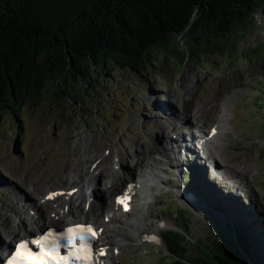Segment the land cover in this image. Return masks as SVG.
Returning <instances> with one entry per match:
<instances>
[{"label": "rangeland", "instance_id": "374dc122", "mask_svg": "<svg viewBox=\"0 0 264 264\" xmlns=\"http://www.w3.org/2000/svg\"><path fill=\"white\" fill-rule=\"evenodd\" d=\"M238 36L231 49L230 62H222L221 56L217 54L208 55L206 60L188 55L186 40L183 38L170 56L162 54L153 62L152 74L146 75L147 79L141 86L134 84L133 80H117L105 74L101 84L93 81L88 85V92L93 95H88V103L84 101L81 107L68 100L67 92H71L73 86L69 83L66 85L63 76H57L51 78L40 106L26 105L16 118H1L0 259L4 255L2 246L10 243L11 236L8 234L17 231L14 237H19L23 233H32L24 230L28 227L26 224L31 225L33 232H36L39 212L46 210L52 213L57 206L56 200H53L38 212L39 209L31 203L40 202L39 199L47 196V187L48 191L52 186L55 189L53 191L57 192L59 188L66 190L71 185H77L82 181L81 175L84 173L89 176L100 173L97 181L100 189L95 195V185L92 187L90 179L84 176L87 195L95 196L96 199L89 200L88 197L81 201V198L75 199L73 196L76 204L73 205L75 211L70 214L71 217L82 216L75 214L80 202L87 208L91 202H95L96 211L105 222L106 215L102 213L106 212H99L101 191L114 184L110 199L112 204L117 192L131 180L138 184L134 185L135 188L139 186L141 195L146 197L145 200H137L138 204L132 212H120V217L114 214L116 219H112L113 222L107 223V227L102 225L105 230L109 229L107 233H111L107 239L114 241L111 250L115 252L112 254L123 252L117 254V264H174L175 256L170 253L164 239L169 229L179 230L186 235L188 251L182 253V261L184 264H196L192 260L201 252L200 248H205L203 240L207 241V235L215 241L224 235L222 231L221 234L215 232L209 221L211 217L198 209L200 204L210 207L207 197L223 205V212H217L221 220L229 218L251 230H255L256 226L257 229L264 228V62H261L264 59V8L255 14L247 30L238 32ZM57 86L65 89L62 93L64 98L55 95ZM227 97L233 100L229 112L231 122L227 124L229 130L226 135H220L216 153L228 164L244 170L245 174H242L246 177L245 183L239 190L215 176L207 160L199 159L203 157L197 143L192 145L196 151L189 145L194 153H184V138H192V141L199 139L201 131L203 135H208L211 126L220 117L218 124L222 123L225 112L223 104ZM172 100L181 115L189 106L193 110L200 108L198 119L192 121L198 123V127L193 128L194 134L189 131L180 132L183 126L186 127L184 119L171 124L165 118L164 113L170 112ZM218 101L220 107L216 106ZM148 144L168 148L171 165L162 161V156L155 150L146 153L143 145ZM142 157V165L137 166L138 161L141 164ZM155 158H160L155 165L169 168L164 175V182L150 170ZM176 160L179 163L175 164ZM217 161L223 166L220 157ZM194 163L200 166H192ZM198 171L201 177L196 178ZM192 175L197 181L194 189L187 184V179H191ZM204 175L209 181L203 178ZM105 183L107 188H103ZM37 184L45 192L40 196L28 192L27 196L28 189ZM191 194L193 196L190 197ZM62 196L66 197V192ZM237 196L247 203L246 207L238 204ZM172 201L190 211H180L179 221L176 222L186 228L192 219L189 232L172 223V215L167 212ZM9 203L17 206L11 209ZM23 203L29 204V209L19 213L25 216L20 219L14 211L16 208L21 210ZM175 209L178 214V209ZM33 213L35 215L32 216ZM53 214L50 217L54 222H59L56 219L58 216ZM70 215L65 218L69 219ZM86 215L92 216L91 213ZM252 222L255 225H251ZM212 231L214 234L211 235ZM152 232L162 236L161 239L157 235L152 237L157 243H151V240L146 242ZM201 240L197 250L195 245Z\"/></svg>", "mask_w": 264, "mask_h": 264}, {"label": "trees", "instance_id": "16d2710c", "mask_svg": "<svg viewBox=\"0 0 264 264\" xmlns=\"http://www.w3.org/2000/svg\"><path fill=\"white\" fill-rule=\"evenodd\" d=\"M29 2L0 0V119L16 118L26 105L40 106L51 78L57 76L73 86L67 92L68 100L81 107L84 101L88 103V95H93L88 85L93 81L101 84L105 74L141 86L146 75L152 74L153 62L162 54L170 56L183 38L188 55L206 60L208 55L217 54L222 62H230L238 32L247 30L255 14L264 8V0H101L78 17L57 25L33 20ZM64 92L55 87L57 97L64 98ZM196 173V178L201 177L199 171ZM194 175L187 179L192 189L197 183ZM203 178L207 179L206 175ZM235 198L242 207L247 206L239 196ZM207 199L212 209L223 212L219 201ZM180 211L190 213L175 201L167 210L172 223L189 232L192 219L186 228L176 224ZM209 221L215 232H223V238L215 241L207 235L205 248H200L193 262L264 264L263 227L251 230L229 218L212 217ZM164 239L176 264H183L182 253L188 251L186 235L169 229ZM200 242L195 245L197 250Z\"/></svg>", "mask_w": 264, "mask_h": 264}, {"label": "bare ground", "instance_id": "6f19581e", "mask_svg": "<svg viewBox=\"0 0 264 264\" xmlns=\"http://www.w3.org/2000/svg\"><path fill=\"white\" fill-rule=\"evenodd\" d=\"M186 94H188V91H187V93ZM185 97H186V95H185ZM187 99V98H186ZM218 98H216L215 99V101L217 100ZM173 101V100H172ZM178 101V100H177ZM233 100H232V98L231 97H227V99H226V102L223 104V111L225 110V112H224V116H223V120H222V123L221 124H218L217 125V129H218V132L213 136V138H209V137H207V142H208V144H209V147H207V146H205V144H201L200 143V141H201V135L200 136H198L199 137V139L198 138H195V139H193V141H192V138H188L187 140H186V138H184V140H185V142H184V145H185V148H184V153L185 154H187V153H194V150L196 151V148L195 147H193L194 146V144H196L197 143V146L201 149V155H202V157L203 158H199L200 160H207V162H208V167H209V169H210V171L215 175V176H217V177H219V179H221V180H223L224 182H226V183H228L230 186H232L233 188H235L236 190H239L240 188H242L243 187V184L245 183V176H243V174L242 173H244L245 174V172H244V170L242 171V168H240V169H237V168H235V166H233V165H231V164H228L221 156H219V154H217L216 153V148H217V146H218V142H219V138H220V135L222 134L223 136L224 135H226V133L228 132V126H227V124L229 123V122H231V118L229 117V112L232 110V104H231V102H232ZM174 102V101H173ZM171 102V109H170V112L169 111H166L165 113H164V116H165V118L166 119H168V122L169 123H171V124H174V121H181V118L182 119H184L185 121L183 122L184 123V125H186V127L185 126H183V128L180 130V132H182V133H184V132H186V131H189L191 134H194V130H193V128L196 126V127H198L197 126V124L198 123H192V121L193 120H196V119H198V117H199V109L200 108H198L197 107V109L196 110H193V108L191 107L190 108V106H189V108H186V110L182 113V115H181V113L179 114L178 113V111H177V108H176V103L174 102ZM182 103V102H181ZM216 106L217 107H220V103H219V101L216 103ZM218 109V108H217ZM168 110V109H167ZM183 110H184V107H183ZM201 111V110H200ZM161 112V111H160ZM232 113V112H231ZM201 114V113H200ZM212 118V117H211ZM211 118H210V120H211ZM187 119V120H186ZM189 119V120H188ZM190 121H191V123H190ZM212 121V120H211ZM184 127H185V129H184ZM200 129V128H199ZM201 130V129H200ZM193 132V133H192ZM194 137V136H193ZM183 139V138H182ZM198 139V140H197ZM224 139V138H223ZM166 143H167V140H166ZM168 144V143H167ZM221 144V143H220ZM169 145V144H168ZM167 145V146H168ZM189 145H193L192 147H193V149H192V147L190 146V148H189ZM144 147H143V150L146 152V153H151L153 150H155V152L156 153H158L159 155H161L162 156V161H167L168 163H169V165H171V162H170V156H169V153H168V148H166L165 146H160V145H158V144H156V145H143ZM171 147V146H170ZM178 146L175 144V148H177ZM173 145H172V151H173ZM191 151V152H190ZM144 152V153H145ZM140 154V153H139ZM148 155V154H147ZM218 155V156H217ZM156 156H158V155H156ZM174 156V155H173ZM175 157V156H174ZM220 157V162L223 164V166H220L219 164H218V158ZM160 159V158H159ZM159 159L158 158H155L154 159V162H153V168L151 169V167H152V165H151V167H150V170H151V172H152V174L154 175V176H156L158 179H161V181H166V176H164V175H166L167 174V172H168V170H169V168H167V167H159V166H157V165H155L157 162H159ZM175 159V158H174ZM138 160H140V159H138ZM143 161H144V158L142 157V159H141V164H140V161H138L137 162V166H139V165H142V163H143ZM177 163H179V161L178 160H176L175 161V164H177ZM90 169H92V168H90ZM92 170H95V168H93ZM94 172V171H93ZM95 173V172H94ZM132 173V172H131ZM130 173V174H131ZM80 174V173H79ZM212 174V175H213ZM82 177L81 178H83V179H81L82 181L81 182H79V183H77V185H71V187H66L67 189H66V197L65 196H62V194H60V191H62V189L64 190V188H59L58 190H57V192H54L53 190H55V189H52V186H51V189L48 191V187H47V190H45V191H47L46 192V194L48 195V194H50V193H55V196H54V199L53 200H56V202H57V206H55V212H52V213H54L53 215L55 216H59V218H63V219H66L70 214H72V213H74V211H75V209L73 208V205L74 204H76V202H75V200H74V198H73V196L74 195H77V194H81V195H79V196H77L76 198H81V201H85L89 196L87 195L88 193H87V186H86V182H84V176H87L89 179H90V183H92V184H94L95 185V190L93 191L94 193H95V195H96V192H97V190L98 189H100V187H98L97 186V181L100 179V173H97L96 174V176H89L88 174L86 175L85 173L83 174V175H81ZM126 177V176H125ZM124 177V178H125ZM152 177V176H151ZM150 177V178H151ZM62 179V178H61ZM60 179V182L62 181ZM152 179H155V177H152ZM66 182V181H65ZM41 183V182H40ZM133 184V185H138L136 182H134V181H127V183L125 184V186H127L128 184ZM80 184H82V185H80ZM66 185H68V184H66ZM80 185V186H79ZM39 186L40 185H34L33 187H30L29 189H28V191H27V196H28V192H29V194H31V195H33V196H37V195H41V194H43V192H45V191H41V189L39 188ZM42 186V185H41ZM114 187H115V184L113 185V186H110V187H108L107 188V190H103V191H101V196H100V199H101V208H102V211H105V212H107V213H109L108 214V216H110V221H112V219H116V217H115V213L114 214H112L111 215V212L114 210V206H113V204L111 203V200L110 199H112L111 198V195H112V193H113V191H114ZM44 188V187H43ZM76 188H78V190L76 191V192H74L73 194L74 195H70V191H73V190H75ZM78 192H80V193H78ZM65 193V192H64ZM93 193V194H94ZM26 195V194H25ZM69 195V197H67ZM91 195V194H90ZM43 196V195H42ZM134 196L136 197V199H135V201H137V200H139V199H143V200H145V196H143V195H140L138 192L137 193H134ZM191 196H193L192 194L190 195V197ZM45 197H46V195L42 198V200H40L39 199V201L40 202H38V201H36V202H32L31 204L33 205V206H35L36 208H38L39 209V211L41 210V208H42V206H44V205H49V204H51V201L52 200H45ZM75 197V196H74ZM92 197V196H91ZM91 197H89V200H90V198ZM95 197V196H94ZM96 198V197H95ZM88 200V201H89ZM94 200V199H93ZM142 202V201H141ZM16 203V202H15ZM88 203V202H87ZM143 203H144V201H143ZM10 204V206H11V209L13 208L14 209V207H16V206H14L13 205V203L11 204V203H9ZM8 204V205H9ZM23 206H21L22 207V209L20 210V209H15V213L17 214V216H19V217H21L20 219H22V215L21 214H19V213H21L22 211H24V212H26V211H28V209H29V206H27V205H29V204H25V203H23L22 204ZM37 205H39V206H37ZM67 205V206H66ZM142 205V204H141ZM41 206V207H40ZM20 207V208H21ZM96 203L95 202H91L90 203V205H88V208L86 207V206H84V204H82L81 202L78 204V207H76V212H75V214H78L79 216H83V217H86V219H87V217H88V222H92V221H95L96 223H100L101 224V226L102 225H105L106 227H107V223H109L106 219H105V222H104V218H102L101 219V215L100 214H98V212L96 211ZM119 210V209H118ZM110 211V212H109ZM87 214H92V216H87L86 215V213ZM52 213H50V212H48V211H46L45 210V212L43 211H40L39 212V216L36 218V220H37V222H36V225H37V230H36V232L37 233H39L41 230H43V228L47 225V223H57V224H59V223H61V222H63V220H58L59 222H54L53 220L54 219H52L50 216H51V214ZM85 213V214H84ZM132 214V213H131ZM106 216H107V214H106ZM25 217V216H24ZM24 217H23V219H24ZM27 217V216H26ZM66 217V218H65ZM8 218V217H7ZM130 218V217H129ZM131 219V218H130ZM129 219V220H130ZM49 221V222H48ZM82 221V220H81ZM131 221V220H130ZM101 226H99V227H101ZM112 226V225H111ZM24 227V226H23ZM25 227H26V225H25ZM47 227V226H46ZM104 229H103V232H102V234H105V233H107L108 231H109V229L107 228L106 230H105V227L104 226H102ZM114 228V227H113ZM23 229V228H22ZM19 230V229H18ZM25 231H32V228H28V227H26L25 229H24ZM20 232V231H19ZM18 232L17 231H14V232H12L11 234H8V235H10L11 236V238H9L10 239V242H13L15 239H16V237H14L16 234H17ZM35 233V232H34ZM33 233V234H34ZM153 234L150 236V238L148 239V240H146V242H149L150 240H152L153 238L152 237H154L155 235H157V233H154V232H152ZM24 234V233H23ZM36 234V233H35ZM109 234H111V233H109ZM9 236V237H10ZM110 236V235H109ZM115 237V236H114ZM8 239V240H9ZM12 239V240H11ZM106 244H108V242H105ZM111 243H113V240H111ZM118 245H119V243H117ZM3 247V250H7V249H9V246H2ZM126 248V247H125ZM124 249V248H123ZM110 254H111V256L109 255V258H111V259H113V261H115L116 263L115 264H117V261H116V256H117V254H112L113 252H115V251H112L111 249H110ZM121 253H123V252H121ZM119 255V254H118ZM122 256V255H121Z\"/></svg>", "mask_w": 264, "mask_h": 264}, {"label": "water", "instance_id": "95a60500", "mask_svg": "<svg viewBox=\"0 0 264 264\" xmlns=\"http://www.w3.org/2000/svg\"><path fill=\"white\" fill-rule=\"evenodd\" d=\"M100 1L101 0H30L28 9L30 10L33 20L43 23L51 22L59 25L68 19L78 17L88 9L93 8ZM198 209L204 212L203 214L208 217L219 218L217 211L208 207V205L200 204L198 205ZM157 237L161 239L162 236L157 233ZM155 241L157 240H151V243ZM174 264H176L175 260Z\"/></svg>", "mask_w": 264, "mask_h": 264}, {"label": "snow or ice", "instance_id": "6c2138e0", "mask_svg": "<svg viewBox=\"0 0 264 264\" xmlns=\"http://www.w3.org/2000/svg\"><path fill=\"white\" fill-rule=\"evenodd\" d=\"M83 230L86 232H92L94 235V232L90 227ZM71 239L72 238L69 237V242H71ZM32 243L41 245V251L39 253H34L30 250L26 243H21L17 246L14 254L9 259L8 264H47L49 258L54 259V257L51 256V253L45 250V247L49 243L47 236L34 240Z\"/></svg>", "mask_w": 264, "mask_h": 264}]
</instances>
